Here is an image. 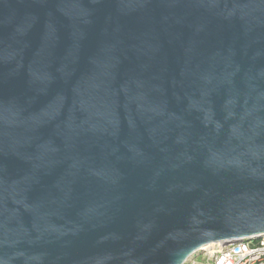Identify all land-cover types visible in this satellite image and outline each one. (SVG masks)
<instances>
[{"label": "water", "instance_id": "obj_1", "mask_svg": "<svg viewBox=\"0 0 264 264\" xmlns=\"http://www.w3.org/2000/svg\"><path fill=\"white\" fill-rule=\"evenodd\" d=\"M259 235L264 0H0V264Z\"/></svg>", "mask_w": 264, "mask_h": 264}, {"label": "built area", "instance_id": "obj_2", "mask_svg": "<svg viewBox=\"0 0 264 264\" xmlns=\"http://www.w3.org/2000/svg\"><path fill=\"white\" fill-rule=\"evenodd\" d=\"M200 257L189 264H264V235L217 246Z\"/></svg>", "mask_w": 264, "mask_h": 264}, {"label": "bare ground", "instance_id": "obj_3", "mask_svg": "<svg viewBox=\"0 0 264 264\" xmlns=\"http://www.w3.org/2000/svg\"><path fill=\"white\" fill-rule=\"evenodd\" d=\"M211 247H213V246H209V247H207L206 249H209V248H211Z\"/></svg>", "mask_w": 264, "mask_h": 264}, {"label": "rangeland", "instance_id": "obj_4", "mask_svg": "<svg viewBox=\"0 0 264 264\" xmlns=\"http://www.w3.org/2000/svg\"><path fill=\"white\" fill-rule=\"evenodd\" d=\"M199 257H200V256H199ZM199 257H197V258H199ZM197 258H196V259H197ZM199 260H201V257L199 258Z\"/></svg>", "mask_w": 264, "mask_h": 264}]
</instances>
